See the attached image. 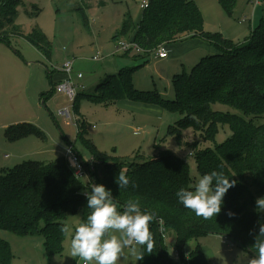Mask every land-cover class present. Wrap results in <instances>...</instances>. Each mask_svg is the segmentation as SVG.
<instances>
[{
  "label": "trees",
  "instance_id": "obj_1",
  "mask_svg": "<svg viewBox=\"0 0 264 264\" xmlns=\"http://www.w3.org/2000/svg\"><path fill=\"white\" fill-rule=\"evenodd\" d=\"M4 5L5 21H0V40H7L8 34L24 36L39 50L50 54L51 44L43 31L34 28L23 33L21 26L15 24L17 5L12 1H5ZM134 28V40L146 50L199 36L210 42L217 52L203 57L191 71L176 75L173 100L166 99L158 90L135 88L131 69L124 76L110 75L98 80L93 90H79L75 101L84 95L103 105L119 99L160 105L166 111L181 115L169 130L179 143L181 132L188 128H193L205 141H215L220 126L228 125L232 131L230 138L216 149L208 147L198 151L196 159L201 175L213 170L223 172L235 180L236 185L226 193L221 212L205 220L184 208L175 196L181 187H193L185 158L165 151L126 165L129 156L99 151L86 137V121L77 119L78 135L92 152L93 172L80 155L90 174L89 187L96 183L111 189L117 210H123L129 200H137L143 210L157 217L150 225L152 251L142 247L144 256L138 264H210L199 245L185 254L189 241L210 234L230 239L234 245L243 247L252 259L256 258L254 234L259 231V223L264 222V215L258 216L254 210L255 200L264 196V123L256 124L253 117L264 113V20L245 44L235 46L223 33L205 30L202 13L193 0H151L144 8L139 25L135 27L128 15L113 38L126 36ZM218 103L242 114L215 110L213 105ZM5 134L10 141L31 134L45 137L40 127L26 122L9 126ZM120 171L134 186L118 188L114 181ZM87 188L82 177H77L70 169L65 156L53 161L29 159L7 167L0 171V229L21 236L41 233L48 255L61 254L66 238L61 225L71 213L81 210L82 223H86L91 214V209L86 207ZM229 212L235 215L229 216ZM168 232L173 235L172 249L180 259L171 255L164 239ZM12 258L10 243L0 238V264H11Z\"/></svg>",
  "mask_w": 264,
  "mask_h": 264
},
{
  "label": "rangeland",
  "instance_id": "obj_2",
  "mask_svg": "<svg viewBox=\"0 0 264 264\" xmlns=\"http://www.w3.org/2000/svg\"><path fill=\"white\" fill-rule=\"evenodd\" d=\"M5 1H12L17 5L15 24L21 26L23 33L27 34L34 28L43 31L51 44V54L41 52L26 37L11 34V50L15 54L18 50L24 55L22 62L27 66L23 67L37 81L40 90L39 103L35 106L33 117L26 121L40 127L45 137L31 134L15 144L8 142L2 145L0 171L29 159L53 161L73 147L74 152L89 163L93 172L91 149L78 135L77 119H84L87 123L86 137L99 151L121 157L129 156L130 160L126 165L132 160L140 162L162 155L165 151H172L188 161L191 184H195L201 176L197 152L208 147L216 149L219 144L228 140L232 135L228 125L220 126L215 141H205L193 128H188L181 132L179 143L168 129L175 125L180 114L166 111L160 105L161 109L156 104L133 100L127 104L122 100L103 105L83 95L78 101H74L66 93L55 89L51 93L49 73L58 71L65 62L74 60L73 78L79 85L77 91H89L96 87L97 77L103 72L108 71L114 75L122 67H132L144 62L136 72L131 71L135 88L144 91L158 89L163 97L173 100L176 97L174 78L183 71H191L203 57L213 52L215 48L210 42L199 36L189 37L178 42L162 43L160 46L163 45L169 54L167 58L156 57L155 48L141 52L144 57L134 58L133 54L120 52L113 37L121 29L125 15H130L134 24L142 18L144 8L141 4L144 0H0V21H5L2 16ZM193 1L202 13L205 30L223 33L235 46L245 44L253 30L264 20V0H261L260 5H255L253 0ZM118 38L133 40L134 30ZM94 56L103 59L95 61ZM28 62L31 63L30 66ZM78 73H82V79L77 78ZM31 91L36 92V87ZM46 91L48 97L45 96L47 102L44 105V99L40 96L46 94ZM33 92L31 95H34ZM213 107L215 110L242 114L225 104L218 103ZM253 119L256 124L264 123V113ZM3 135L0 132V138ZM82 181L88 186L86 191H90L89 174L83 176ZM82 218L81 210L68 216L65 223L72 226V232L66 234L63 252L51 256L46 251L45 239L41 233L21 236L0 229V238L8 241L12 249L11 264H83L79 258L70 256L71 238L75 228L82 223ZM112 234L117 237L120 235L118 232ZM165 237L171 255L180 259L172 249L175 244L172 233L168 232ZM197 245L203 249L210 264H247L252 259L243 247L234 245L222 235L210 234L189 241L185 254ZM137 247L141 252L142 247ZM124 253L118 264H135L128 248ZM140 261H136V264Z\"/></svg>",
  "mask_w": 264,
  "mask_h": 264
},
{
  "label": "clouds",
  "instance_id": "obj_3",
  "mask_svg": "<svg viewBox=\"0 0 264 264\" xmlns=\"http://www.w3.org/2000/svg\"><path fill=\"white\" fill-rule=\"evenodd\" d=\"M119 189L134 186L133 181L123 172L115 177ZM236 181L223 172L211 171L201 175L191 189L181 187L176 191L178 203L191 210L196 216L205 220L221 212L224 197L229 189L235 187ZM86 207L91 209L86 223L75 228L71 238L70 256L79 258L83 264H118L120 258L129 249L136 261L142 260L144 254L137 246L153 248V235L150 225L157 217L140 206L137 200H129L123 211H118L113 202V192L103 184H92L90 191H85ZM255 212L264 215V196L255 200ZM229 216L235 213L229 212ZM63 233H71L72 226L61 225ZM118 232L117 237L112 234ZM256 258L250 264H264V222L259 223V231L254 234ZM130 246V247H129Z\"/></svg>",
  "mask_w": 264,
  "mask_h": 264
},
{
  "label": "crops",
  "instance_id": "obj_4",
  "mask_svg": "<svg viewBox=\"0 0 264 264\" xmlns=\"http://www.w3.org/2000/svg\"><path fill=\"white\" fill-rule=\"evenodd\" d=\"M141 7H142V4H141ZM127 16L128 15H125L124 19ZM124 19L122 21V24L124 22ZM141 19L142 18H139L138 21L134 24L135 27L139 25V23L141 22ZM120 28H122V25ZM133 30L136 36V28H134ZM11 37L12 35H9L7 37L8 41L0 40V46H1L0 47V132H3L4 135H6L5 134L6 129L11 125L18 124V123H25V122L32 123L26 120H30L33 117L35 106H37V104L39 103L38 97H39V91H40L37 81H35L32 78V76L28 73V70L25 69V67H23V66H27L22 62V60H24V55L20 53L18 50H16L17 52L16 54L11 50L12 48ZM15 37H21V36H15ZM118 39H116V46H117ZM216 52L217 50L214 49V51L210 52L209 54H214ZM125 54H128V55L133 54L132 56L134 58L144 57L143 54L136 53V52H129ZM143 63H139V64L137 63V65L132 66V67H128V66L122 67L119 69L117 73L114 72L116 73L114 75H116L117 77L124 76L125 73H127V71L131 69H133L132 72L134 71L136 72L137 71L136 69L141 67ZM28 64L30 66L31 63L28 62ZM110 73L111 72H108V71L103 72V74L98 75L97 80H101L103 78H106L107 76H110L111 75ZM49 77H50V82L52 86V90H51V93H52L55 89L54 87L56 86V84L62 81L66 77V75L61 69H59L58 71H55V72L51 71L49 73ZM77 78L82 79L83 77L79 78L77 76ZM35 87L37 91L36 92L31 91V89L32 88L35 89ZM139 90H142V89H139ZM32 92L34 93V95H31ZM44 93L46 94H44L42 97L40 96V98L44 99L42 100V104L46 105L45 104L47 102L46 97H48V95H47V91ZM122 100H124L125 102L124 104H127L128 101H131L130 99H119L116 102L118 101L121 102ZM158 108L161 109L160 106H158ZM4 135L3 137L0 138V149L2 145H6L8 142H11V143L14 142L13 144H15V142H19L20 140L18 139L16 141H10L8 140L6 136L4 137ZM7 156L8 155L6 154L5 157ZM60 156H65V155H60ZM1 163L2 162H0V165Z\"/></svg>",
  "mask_w": 264,
  "mask_h": 264
},
{
  "label": "built area",
  "instance_id": "obj_5",
  "mask_svg": "<svg viewBox=\"0 0 264 264\" xmlns=\"http://www.w3.org/2000/svg\"><path fill=\"white\" fill-rule=\"evenodd\" d=\"M253 2L255 3V5L261 4V0H253ZM149 4L150 2L144 0L142 3V7L147 8ZM117 49L120 52H124V53H129V52L141 53L146 51V49H144L136 40L126 41L123 39H118ZM154 52L156 57L162 59L167 58L169 55L163 45L155 49ZM93 59L95 61H99L103 59V57L100 58L98 56H94ZM61 70L65 73L66 77L62 81L57 83L55 90H57L58 92L66 93L72 100L75 101V98L78 94L77 88L79 85L75 83L73 78L74 60H69L65 62ZM77 76L79 78L83 77L82 73H78ZM63 112L66 113L67 111H63ZM65 158L68 163V166L70 167V169H72V171L75 173L77 177H83L86 174H88L80 155L77 152H74L73 147L67 150L65 154Z\"/></svg>",
  "mask_w": 264,
  "mask_h": 264
},
{
  "label": "water",
  "instance_id": "obj_6",
  "mask_svg": "<svg viewBox=\"0 0 264 264\" xmlns=\"http://www.w3.org/2000/svg\"><path fill=\"white\" fill-rule=\"evenodd\" d=\"M88 171V170H87ZM88 174H89V172H88ZM90 175V174H89Z\"/></svg>",
  "mask_w": 264,
  "mask_h": 264
}]
</instances>
